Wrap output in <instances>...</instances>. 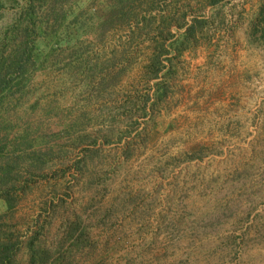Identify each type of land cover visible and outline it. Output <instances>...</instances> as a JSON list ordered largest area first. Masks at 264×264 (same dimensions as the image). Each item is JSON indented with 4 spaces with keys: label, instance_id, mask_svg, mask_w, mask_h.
Returning a JSON list of instances; mask_svg holds the SVG:
<instances>
[{
    "label": "rangeland",
    "instance_id": "rangeland-1",
    "mask_svg": "<svg viewBox=\"0 0 264 264\" xmlns=\"http://www.w3.org/2000/svg\"><path fill=\"white\" fill-rule=\"evenodd\" d=\"M175 1L144 27L137 3L131 18L117 0H0V40L29 2L41 27L36 64L0 103L17 264L38 229L56 264H264V0ZM177 7L209 24L147 81L159 16Z\"/></svg>",
    "mask_w": 264,
    "mask_h": 264
},
{
    "label": "trees",
    "instance_id": "trees-1",
    "mask_svg": "<svg viewBox=\"0 0 264 264\" xmlns=\"http://www.w3.org/2000/svg\"><path fill=\"white\" fill-rule=\"evenodd\" d=\"M43 3H48L50 0H41ZM163 7L162 10H166L168 0H161ZM221 0H210L209 5L215 6ZM52 2V0H51ZM160 0H117V6L119 8L113 9L114 11H120L121 15H129L131 18L136 17L137 14L132 13V10L136 5H146V12L149 17L143 16L140 21L144 27L150 26L152 22L156 21V17L152 16V11L155 5L159 6ZM179 0L175 1V5H178ZM180 7L173 13L165 11L164 14H160L159 21L156 27V37L152 39V50L150 52L148 63L144 66V75L147 77V81L157 80L161 74L168 73L172 66V61L178 59L183 52L197 45V35L202 34V29L209 24L207 19L193 17L188 23L183 14H178ZM35 11L32 2H29L27 7L23 9L21 16L22 19L16 21L15 24L9 27L4 37L0 40V103L4 96L14 87V84L18 79L20 80L30 70V67L36 64L34 62V50H35V35L40 31L41 27L37 26L35 22ZM182 15V16H181ZM258 23L264 24V1L260 5L258 13ZM175 26L177 30H184L181 36L174 38V35L170 33V27ZM138 27V23L135 25ZM262 36H264V30H262ZM170 54H175L169 57ZM167 63V66H166ZM168 65L170 68H168ZM165 71V72H164ZM164 72V73H163ZM159 83H155L158 86ZM151 88L145 92V95L141 97V111L143 116H146L148 109L151 111L152 107L156 104L150 102ZM159 89L154 92L156 100H161L166 96V91L158 94ZM150 103L149 108L147 107ZM2 149L0 148V152ZM1 158V153H0ZM11 171L8 165L0 166V200H3L8 211H12L15 207L16 201V180L11 178ZM6 225H0V264H17L15 261L16 254L19 250V243L14 239V233L4 229ZM8 228V227H7ZM79 225L74 222L68 233L69 238H74L75 233L78 232ZM40 232L33 231L27 241V264H56L57 261L53 258V254L48 249L38 248L36 245ZM84 231H81L78 237L73 240V246L79 247L83 243L85 238ZM60 260V259H57Z\"/></svg>",
    "mask_w": 264,
    "mask_h": 264
}]
</instances>
